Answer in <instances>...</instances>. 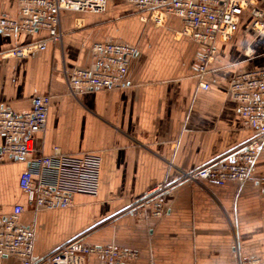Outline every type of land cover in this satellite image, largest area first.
Returning <instances> with one entry per match:
<instances>
[{"label":"crops","instance_id":"crops-1","mask_svg":"<svg viewBox=\"0 0 264 264\" xmlns=\"http://www.w3.org/2000/svg\"><path fill=\"white\" fill-rule=\"evenodd\" d=\"M20 8L21 0H0V15L17 18ZM61 18L63 40L22 57L9 52L47 32L0 33V110L28 112L33 98L48 94L47 127L33 134L36 153L58 147L101 157L97 194L76 193L66 208L29 206L21 215L35 228V258L78 238L138 253L120 264H238L239 256L264 264V144L243 183L180 181L181 171L227 157L257 134L229 94L238 74L264 68V31L254 27L250 8L229 40L216 41L203 76L195 66L199 45L181 34L178 16L159 25L127 0H108L102 13L67 10ZM110 40L137 49L127 84L70 93L64 71L95 66L92 45ZM26 165L0 152V225L15 203H28L19 186ZM160 185L167 186L159 193L163 214L134 211L137 198ZM0 264L18 260L5 256ZM89 264L106 263L92 254Z\"/></svg>","mask_w":264,"mask_h":264},{"label":"built area","instance_id":"built-area-1","mask_svg":"<svg viewBox=\"0 0 264 264\" xmlns=\"http://www.w3.org/2000/svg\"><path fill=\"white\" fill-rule=\"evenodd\" d=\"M139 9L146 10L156 24L162 25L170 15L183 21L181 34L199 45L196 69L200 76L207 72L216 53V41H227L237 31L240 17L250 8L253 25L264 31V7L256 0H127ZM108 0H21L20 15L11 18L0 15V33H36L44 30L47 38L14 48L9 54L26 56L47 48L48 42H61L63 11L102 13ZM136 47L118 42H95L92 56L95 66L80 68L72 73L64 71L69 92L77 96L82 89H106L127 84L130 60ZM208 88L207 82H201ZM230 97L238 103L242 123L257 134L244 146L227 157L213 160L191 171H181L180 181L189 180L205 186L207 181L224 185L227 182L243 183L252 176L253 164L264 144V68L251 69L237 75L229 89ZM51 96L40 95L32 100V109L19 113L9 108L0 110V152L27 161L19 177V186L28 203H15L0 225V259L12 256L18 264H89V256L97 255L106 264L128 263L137 258L131 249L112 245H89L75 238L53 252L36 259L35 228L21 222L28 207L66 208L73 203L76 193L97 194L101 177V157L85 152L81 154H37L33 134L47 127ZM167 186L160 185L135 202L134 211L150 207L152 216H161L163 204L159 193ZM238 264H263L257 258L242 259Z\"/></svg>","mask_w":264,"mask_h":264}]
</instances>
